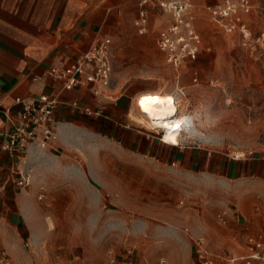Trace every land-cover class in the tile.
<instances>
[{"label":"rangeland","instance_id":"1","mask_svg":"<svg viewBox=\"0 0 264 264\" xmlns=\"http://www.w3.org/2000/svg\"><path fill=\"white\" fill-rule=\"evenodd\" d=\"M191 1L201 53L170 65L157 35L171 15L154 9L150 31L139 34L137 11L125 12L128 36L113 37L112 83L106 90L111 100L134 92L135 98L178 93V145L163 142L162 129L138 124L130 114L127 123L139 130L138 151L120 141L126 123L103 114L67 134L69 146L57 131L45 148L56 157L55 170L35 187L36 215L51 218L56 230L41 236L39 248L24 234L27 249L42 255L40 264H106L128 248L135 249L133 264L156 263L162 256L170 264H195L200 257L228 264L225 257L243 253L249 235L264 232L263 172L232 177L192 164L197 148L210 159L264 165V44L244 47L237 35L211 21L210 8L221 0ZM251 1V30L264 40V0ZM105 120L110 126H102Z\"/></svg>","mask_w":264,"mask_h":264},{"label":"crops","instance_id":"2","mask_svg":"<svg viewBox=\"0 0 264 264\" xmlns=\"http://www.w3.org/2000/svg\"><path fill=\"white\" fill-rule=\"evenodd\" d=\"M140 1L0 0V131L8 126V118H17L20 110V106L15 103L17 98H40L45 94L56 93L61 88V82L47 75L51 67L70 66L80 54L90 48L93 40L103 35L112 39L128 36L123 33L125 12L130 14L131 10H136L138 17ZM156 8L158 9L155 0H151L146 7L149 31L151 11ZM137 93L121 94L111 100L95 96L88 86L64 91L61 104L55 111L61 144L69 146L67 134L82 131L94 123L96 117L84 112L85 108H90L102 110L106 120L126 123L125 126L122 125L124 130L119 129L120 141L125 140L129 150L138 151L139 130L127 123L137 102ZM106 120L102 126L108 127L111 123ZM1 143L0 136V145ZM193 150L192 164L195 168L217 170L219 173L227 171L232 177L249 173L260 176L264 173L261 162L252 164L210 159L197 151V148ZM53 155L48 150L36 147H31L21 161L8 153L0 155V187L3 189L0 194V252L5 251L14 264H40L43 261L39 251L34 249L33 253L31 249H27V244L24 245L26 232L35 247L39 248L36 244H39L41 236L52 234L56 230V227L53 229L51 226V218L47 222L41 214L36 215L35 187L44 181L41 178L43 175L52 176L51 172L55 170L52 162H57ZM191 156L192 154L188 158V165ZM46 159L51 161L47 165L43 162ZM18 170L30 174L33 187L22 188L14 183L19 178ZM248 251L246 245L243 253L225 259L238 258L249 253ZM195 264H202L199 258ZM235 264L245 263L238 261Z\"/></svg>","mask_w":264,"mask_h":264},{"label":"built area","instance_id":"3","mask_svg":"<svg viewBox=\"0 0 264 264\" xmlns=\"http://www.w3.org/2000/svg\"><path fill=\"white\" fill-rule=\"evenodd\" d=\"M151 0L139 2L138 17L134 24L139 34L149 31L147 5ZM157 7L171 15L168 25L157 35V45L166 54L170 65L178 66L187 60L197 57L202 50V36L194 23L191 0H155ZM253 12L251 0H221L210 8V18L215 25L227 34L237 35L244 47L255 49L262 46V37H256L250 24ZM113 39L103 36L95 40L90 48L79 55L68 67L53 66L48 71V77L61 82L62 86L56 93L45 94L40 98H17L15 103L20 106L17 118H8V126L0 131L2 143L0 155L8 153L21 161L31 147L45 149L57 138L58 123L55 111L61 104L64 91L79 86H88L97 97L108 99L106 90L111 87L113 75ZM38 78H36L37 80ZM76 106L77 103H74ZM87 115L102 116V110L85 108ZM164 142V132L162 131ZM19 178L14 183L22 188L31 185V176L18 170ZM3 189L0 187V194ZM225 222L223 216H219ZM249 253L234 259H226L228 264L242 261L245 264H264V233L251 234L247 237ZM134 248H128L125 256L112 255L106 264H133ZM203 258V259H201ZM202 264H213L212 259L199 258ZM0 264H14L11 257L0 252ZM146 264H170L167 257H160L156 263L146 261Z\"/></svg>","mask_w":264,"mask_h":264},{"label":"bare ground","instance_id":"4","mask_svg":"<svg viewBox=\"0 0 264 264\" xmlns=\"http://www.w3.org/2000/svg\"><path fill=\"white\" fill-rule=\"evenodd\" d=\"M137 98V107L131 111L130 118L147 128L162 129L163 140L170 145H178L183 122V117L179 115L178 93L153 91L140 94Z\"/></svg>","mask_w":264,"mask_h":264}]
</instances>
